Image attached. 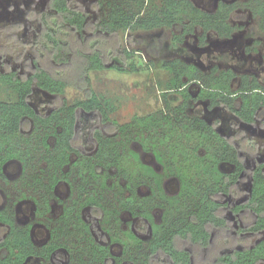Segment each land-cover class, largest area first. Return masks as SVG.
I'll list each match as a JSON object with an SVG mask.
<instances>
[{"label":"trees","instance_id":"16d2710c","mask_svg":"<svg viewBox=\"0 0 264 264\" xmlns=\"http://www.w3.org/2000/svg\"><path fill=\"white\" fill-rule=\"evenodd\" d=\"M145 3L148 2L138 0L137 11L111 6L105 18L95 22L87 21L83 6L69 0H51L53 12H29L30 17L43 18L45 26L42 41L36 45L40 48L25 63V71L31 73L18 74L9 68L0 73V87L12 93L9 99L0 100V173L3 175V166L13 159L22 161L25 171L41 170L32 155L36 146L30 145V138L22 133L32 126L34 133L44 131L40 145L48 153L38 159L44 162L43 170L49 175L46 183L38 179L44 187L40 195L43 202L37 201L38 214L45 213L40 204L51 209L48 191L68 179L74 168L88 182L90 177H100L98 170L105 163L115 165L126 179V188L135 189L143 183L148 185L150 194L140 196L134 190L121 197L113 208H106L94 191L85 194L83 202L73 199L59 217L58 225L51 229V240L42 247L34 244L30 226H19L6 211L0 210V223L9 228L6 237L0 238V264H24L31 255L50 259L60 247L67 249L71 256L77 254L81 260L87 256V264H264V237L260 238L264 232V161H256V166L248 169L241 154L246 150L255 155L259 144L244 130L233 136L223 135L217 129L218 121L187 115L188 100L192 98L188 83L202 78L194 65L179 59L163 63L170 73L162 88L166 104H169V92L178 91L185 97L176 107L180 117H184L183 128H177L167 117L163 123L155 114L135 115L132 122L124 124L111 120L109 124L116 131L126 134L136 126L137 133L116 142L112 137H104L103 131L97 128L93 134L99 149L92 157L72 160L73 153L83 154L76 144L79 111L95 112L103 122H108L113 111L114 105L108 98L89 88L88 71L107 66L106 51L100 46L103 42L119 41L120 31L163 26L181 30L173 37L175 44L184 41L195 27L202 30V41L210 31L229 37L240 28L231 22L237 9L234 3L219 1L213 11L198 7L193 0H160L151 9ZM249 7L257 19L252 33L257 31L264 36V0H250ZM87 30L90 35H86ZM164 43V36L155 37L148 45L149 53L158 56ZM5 51L0 46L2 55ZM120 54L125 62L113 64L112 68L120 71L143 68L132 62L128 69L126 61L133 59L134 50L123 49ZM237 76L231 68L219 71L214 66L195 99H208L211 108L222 106L245 123L253 124L261 119L264 129V83L255 74H242L239 86L234 89L232 82ZM69 85L85 88L86 98L71 104L62 100ZM35 86L54 96L56 106L50 113H40L31 105L30 95ZM52 135L54 146L48 142ZM129 139L140 140L143 147L151 150L164 172L142 162L136 151L127 153ZM67 167L70 169L65 171ZM249 170L251 186L247 191L241 183ZM168 175L179 180V190L174 194H168L163 185ZM81 190L86 189L81 187ZM247 193L234 209L246 225L232 233L233 222L226 217V203L222 200L227 195L240 198ZM87 205L100 210L107 222L116 219L117 227L120 226L118 215L128 211L142 220L140 229L150 231V241L146 243L132 229L116 231L111 226L109 232L123 247L121 255H114L110 245L97 241L89 223L82 219L81 210ZM155 207L162 209L159 222L153 213Z\"/></svg>","mask_w":264,"mask_h":264},{"label":"rangeland","instance_id":"374dc122","mask_svg":"<svg viewBox=\"0 0 264 264\" xmlns=\"http://www.w3.org/2000/svg\"><path fill=\"white\" fill-rule=\"evenodd\" d=\"M146 1L148 9L160 3V0ZM193 1L198 7L209 11L215 10L219 1L234 3L237 9L231 17V22L234 25H239L240 28L229 37H223L215 31H210L205 41H202V30L195 27L192 33L186 35L184 41L175 44L173 37L181 30L175 29L174 26H163L156 29L120 31L117 38L119 41L108 44L103 42L100 46L106 51L107 66L101 70L88 71L89 88L108 98L114 105L113 111L109 113L108 122H103L95 112L79 111L76 144L83 154L73 153V161L82 158L81 156L92 157L99 149V144L93 134L97 128L103 131L104 137H112L116 142L121 138L133 137L137 133L136 126L126 134L119 130L116 131L109 124L111 120L124 124L132 122L135 115L155 114L163 123L167 121L165 120L167 117L177 128H183L185 120L184 117H180L176 107L183 103L184 95L178 91L169 92V104L167 105L162 91L165 82L170 77V73L163 67V63L174 59L194 65L199 70L198 74L202 76L200 80L188 83V90L192 98L188 100L187 115H199L209 122L218 121L217 129L223 135L233 136L244 130L259 144V151L255 155L242 150L241 154L244 155L246 167L251 169L256 166V161H264V129L260 123L261 119L253 124L245 123L222 106L211 108L208 99H195L204 85V79L214 66H217L219 71L231 68L238 74L232 82L234 89L239 86L242 74H255L264 83V36L257 31L252 33V29L257 26V19L249 7L250 0ZM70 2L72 4L79 3L84 7L89 22L104 19L109 13L110 7L114 5L121 6L125 10L137 11L138 9V0H70ZM99 3H101L100 6ZM32 11L43 14L53 12L50 0H0V46H4L6 49L4 55L0 53V73L7 72L9 69L18 74L31 73L30 70L25 71V63L35 57L36 50L40 48L36 45L42 41L41 32L45 26L43 18L29 16V12ZM86 35H90L89 30L86 31ZM159 36L165 37L163 49L158 56L151 55L148 45L155 37ZM257 40L259 42H256ZM127 48L135 51L133 59L126 61L128 69L130 68L128 65L135 62L137 65L143 66L141 70L120 71L111 67L113 64L125 62L120 53ZM151 60L154 62L148 63ZM184 80L187 81V77ZM11 94V91L0 87V100L9 99ZM86 95L85 88L69 85L65 88L61 99H65L71 104L78 99L86 98ZM53 99L55 100L53 95L37 86L34 87V91L30 95L31 105L43 114H48L55 108L56 100ZM43 132L40 130L34 133L32 126L22 131L26 138H30V145L36 146L32 155L34 163L37 162L41 170L37 171L36 169L32 173L25 171L22 161L13 159L3 166V175L0 173V210L6 211L19 226L30 224L32 237L36 244L45 243L49 239L51 228L58 225L59 217L63 214L65 207L73 203V199L76 198L83 202L85 194L88 192H96L106 208H113L121 197L129 195L134 190L140 196L150 194L148 185L143 183L135 186V189L126 188V179L122 178L115 165L105 163L98 170L100 177H90L88 182L83 181L81 176L76 174L77 170L74 168L68 175V179L61 180L54 190L48 191L51 209L48 210L43 204H40L39 207H42L41 209L45 213L38 214L39 203L37 201L43 202L40 195L44 193L43 184L38 179L46 183L49 177L47 171L43 170L44 162H38L42 155L48 154L40 145ZM48 142L54 146L56 144L55 136H50ZM23 147L26 146L23 145ZM129 150L136 151L142 162L153 166L160 173L164 172L162 164L154 153L143 147L140 140H127L126 152L128 153ZM69 169L67 167L65 171ZM245 176L247 178L241 185L248 191L251 186L250 170ZM163 185L168 194H174L179 190V180L176 176L164 177ZM81 187L86 190L82 191ZM247 196L248 193L242 194L240 198L227 195L222 200L226 203V217L233 222L232 233H236L238 228L246 225L242 215L235 212L234 209L235 205ZM153 213L156 221L159 222L162 209L155 207ZM118 216L119 227L116 226V219L105 221L104 214L102 216L100 210H94L90 205L81 210V217L89 223L94 238L100 243L110 245L114 255H121L123 247L120 241L113 239L108 229L111 226L116 231L132 229L146 243L150 241V231L140 229L142 222L140 218L134 217L128 211H122ZM8 230L9 228L5 224L0 223V238L4 237ZM262 237H264V232L260 238ZM87 261V256L81 260L75 253L71 256L70 252L63 247L56 250L49 261L31 257L24 264H87Z\"/></svg>","mask_w":264,"mask_h":264},{"label":"flooded vegetation","instance_id":"af4514ba","mask_svg":"<svg viewBox=\"0 0 264 264\" xmlns=\"http://www.w3.org/2000/svg\"><path fill=\"white\" fill-rule=\"evenodd\" d=\"M69 1H70V0H69ZM50 2H51V0H50ZM51 9H52V8H51ZM52 10L54 11V9H52ZM26 226H30V230H31V227H32V226H31L30 224H28V225H26ZM23 227H24V226H23ZM52 228H53V227H52ZM52 228H51V229H52ZM8 231H9V230H8ZM6 235H7V234H6ZM6 235H5L4 237H6ZM31 235H32V233H31ZM4 237H2V238H4ZM32 240H33V237H32ZM49 240H51V230H50V236H49V239H48L45 243H43V244H41V245H38V244H36V243L34 242V240H33V242H34V244H35L37 247H42V246L45 245L47 242H49ZM60 248H63V247H60ZM58 249H59V248H58ZM58 249H57V250H58ZM55 252H56V251H54V253H55ZM54 253H53V254H54ZM53 254H52V255H53ZM52 255H51V257H52ZM31 257H39V258L45 259V258L42 257V256H35V255H31V256H29L28 259H30ZM51 257H50V259H51ZM28 259H27V260H28ZM50 259H45V260H46V261H49ZM27 260H26V261H27ZM26 261H25V262H26Z\"/></svg>","mask_w":264,"mask_h":264}]
</instances>
